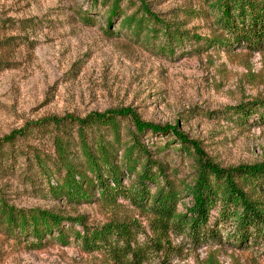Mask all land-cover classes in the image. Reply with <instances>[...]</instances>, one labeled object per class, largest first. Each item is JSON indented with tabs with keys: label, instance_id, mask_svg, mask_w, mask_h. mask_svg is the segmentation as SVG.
Returning <instances> with one entry per match:
<instances>
[{
	"label": "rangeland",
	"instance_id": "rangeland-1",
	"mask_svg": "<svg viewBox=\"0 0 264 264\" xmlns=\"http://www.w3.org/2000/svg\"><path fill=\"white\" fill-rule=\"evenodd\" d=\"M143 2L163 24L178 26L187 37L173 54L163 48L164 36L146 38L144 30L135 35L126 27V17L138 19L142 14L137 0H120L115 15H109L111 0H0V139L51 116L83 117L129 108L141 121L177 126L221 167L263 163L264 118L258 117L264 115V106L247 119L226 111L264 102V52H216L206 49L204 41H195L192 37L216 35L210 19L200 14L206 12L202 0ZM145 25L152 27L147 23L143 29ZM117 121L123 145L130 141L131 125L127 119ZM56 133L52 125L29 127L24 136L0 148V198L15 208L82 218L90 226L111 218L135 219L148 235L145 216L121 199L106 208L98 202L66 203L51 193V181L61 174L48 176L34 157L50 165ZM71 133L67 126L66 134ZM140 141L169 179L188 181L192 160L178 141L150 133ZM189 203L182 195L176 211L184 212ZM170 240L173 253L151 254L144 264H207L209 252L219 264H264L262 249L223 242L194 251L179 247V237ZM0 264L103 262L97 253L81 252L71 238L66 246L49 241L31 249L6 235L0 225Z\"/></svg>",
	"mask_w": 264,
	"mask_h": 264
},
{
	"label": "trees",
	"instance_id": "trees-1",
	"mask_svg": "<svg viewBox=\"0 0 264 264\" xmlns=\"http://www.w3.org/2000/svg\"><path fill=\"white\" fill-rule=\"evenodd\" d=\"M137 1L142 14L138 19L126 17V27H131L135 35L144 30L146 38L164 36L163 48L173 54L182 38H187L184 32L178 26L163 24L149 12L143 0ZM119 2L111 0L109 15H115ZM202 3L206 12L200 14L210 19L216 35L208 39L192 37L195 41H204L206 49L216 52H264V0H202ZM147 23L152 27L145 25L143 29ZM261 106L264 102L255 100L229 107L226 112L247 119ZM120 118L131 125L130 141L123 145L117 123ZM47 125L57 132L52 142L51 166L38 156L34 161L48 176L61 174L51 181V193L66 203L98 202L106 208L121 199L145 216L149 234L135 219L111 218L101 226H90L82 218L37 208H15L0 198V225L16 242L36 250L49 241L66 246L71 238L81 252L101 255L103 264H144L151 254L165 257L174 250L171 237L180 238L179 247L194 251L226 242L239 249H262L260 254L264 257V162L221 167L196 142L187 140L177 126L141 121L129 108L90 112L83 117L51 116L26 123L2 137L0 148L24 136L29 127L38 129ZM67 126L72 129L69 135ZM147 133L171 136L183 146L192 160L188 181L175 182L166 176L161 163L152 159L140 141ZM125 179L130 181L122 185ZM182 195L190 203L184 212H177ZM213 255L209 252L207 264H219Z\"/></svg>",
	"mask_w": 264,
	"mask_h": 264
}]
</instances>
